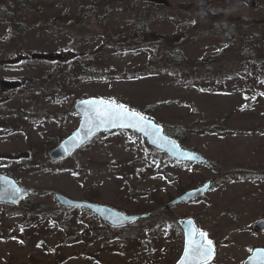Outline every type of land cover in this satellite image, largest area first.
Here are the masks:
<instances>
[{"label":"rangeland","instance_id":"rangeland-1","mask_svg":"<svg viewBox=\"0 0 264 264\" xmlns=\"http://www.w3.org/2000/svg\"><path fill=\"white\" fill-rule=\"evenodd\" d=\"M168 1L0 0V173L39 192L0 203V264H174L181 218L213 241L209 264L264 247V0ZM212 1L227 13L204 14ZM86 98L160 105L151 117L185 127V147L213 166L172 161L127 130L54 160ZM208 180L205 197L166 207ZM57 193L151 217L110 227Z\"/></svg>","mask_w":264,"mask_h":264},{"label":"water","instance_id":"water-1","mask_svg":"<svg viewBox=\"0 0 264 264\" xmlns=\"http://www.w3.org/2000/svg\"><path fill=\"white\" fill-rule=\"evenodd\" d=\"M143 1H153L156 3L161 2V0H143ZM90 100H93V99L88 98V99H83L77 102L75 107H76V110L79 111L82 115L81 123L78 129L76 130V132H74L70 137L65 139L61 143L60 146H58L57 148H55L54 150L50 152V156L53 157L54 160H59V159H62L70 155L75 149L81 147L83 144H85L89 139H91L96 134H99L105 131L123 129L121 127H107V128L100 127L98 129H93L91 132H89V125L85 123V115H84L85 110L87 108V104L82 103V102H87ZM127 129L135 130L139 133L144 134L148 138L151 145H153L157 149L167 152L170 156H172L175 159L208 163L207 159H205L204 157L194 152L183 149L177 141L169 137H166L163 134V129L161 127H160L161 129L160 135L166 137L167 141L175 143L178 146V149H179L178 151H170L171 143L169 142L161 141L158 143H153L154 137L147 134L146 132H141L138 129H133V128H127ZM180 152L189 153L191 154L193 158L188 159L187 156L180 155ZM211 186H212V181H209L199 188L192 189V190L185 192L182 196L175 199L171 204H177L180 202H189L192 199L202 197L210 189ZM33 194H35L34 190L23 188L16 182L14 178L6 174L0 173V202L11 204L14 206H19L25 197L29 195H33ZM56 197L62 206L71 207V208L89 209L91 212L99 215L104 221L108 222L112 226H124L138 219L146 218L149 216L148 214L128 215L126 213L115 210L106 205H97V204H93V203L86 202V201L74 200L63 194H57ZM179 224L181 225L184 231V237H185L184 251H185L189 229L190 228L198 229V228L193 219H181L179 220ZM256 228L264 231V219L257 223ZM256 250H264V248L262 247L255 248L253 250L252 255L249 256L245 260L244 264H261V260L264 258L257 256ZM215 254H216V250L214 247V257H215ZM183 258H184V252L182 254L181 259L176 264H181V261L183 260Z\"/></svg>","mask_w":264,"mask_h":264},{"label":"snow or ice","instance_id":"snow-or-ice-1","mask_svg":"<svg viewBox=\"0 0 264 264\" xmlns=\"http://www.w3.org/2000/svg\"><path fill=\"white\" fill-rule=\"evenodd\" d=\"M85 110V123L89 125V132L100 127H121L138 129L141 132L154 137L153 143L167 141V138L160 135L161 129L158 125L147 120L146 117L135 110H130L123 104H117L114 100L93 99L87 102ZM171 143L170 151H178V146ZM180 155L193 157L189 153L180 152ZM208 234L199 229L190 228L188 231L187 244L184 251V258L181 264H209L214 257V244L208 239ZM256 255L264 258V250H256ZM264 264V259L261 260Z\"/></svg>","mask_w":264,"mask_h":264},{"label":"trees","instance_id":"trees-1","mask_svg":"<svg viewBox=\"0 0 264 264\" xmlns=\"http://www.w3.org/2000/svg\"><path fill=\"white\" fill-rule=\"evenodd\" d=\"M205 35H207V36H215V35H218V33H215V34H205ZM259 51L261 53H264V45L260 44ZM22 83H24V81ZM31 86L32 85H29V87H31ZM29 87L26 90H29ZM115 102H118V101H115ZM118 103H120V102H118ZM125 106H127V107H129L131 109H135V108L131 107L130 105H125ZM157 106H160V105L157 104ZM157 106L152 105V106H147L146 108H143V109H135V110H138V111L144 113L145 115L151 117L157 111L156 110L157 109ZM1 109L5 110L4 106H2ZM185 129L184 128H181V127H166L167 133L170 136H172L173 138H175L176 140H178L179 142H185V139L187 138V131Z\"/></svg>","mask_w":264,"mask_h":264}]
</instances>
